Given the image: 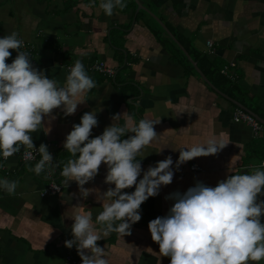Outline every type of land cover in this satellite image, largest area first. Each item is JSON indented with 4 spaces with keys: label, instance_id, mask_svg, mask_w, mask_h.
Masks as SVG:
<instances>
[{
    "label": "crops",
    "instance_id": "0c3cea01",
    "mask_svg": "<svg viewBox=\"0 0 264 264\" xmlns=\"http://www.w3.org/2000/svg\"><path fill=\"white\" fill-rule=\"evenodd\" d=\"M137 1L164 23L221 93L226 87L219 83L218 74L228 67L227 76L246 94L239 91L238 98L264 120V0ZM123 2L126 7H117L107 16L99 6L101 0H0V38L18 33V39L34 47V67L61 85L68 68L80 60L96 85L80 98L84 102L75 114L65 116L61 108L54 109L41 128L31 133L34 145L51 144L60 193L42 196L47 180L44 172L34 171L37 163L21 162L15 155L3 159L0 153V181L17 182L13 195L0 187V264H82L76 246H65L66 240L74 239V220L68 212L74 205L83 206L92 213L93 226L99 231L96 217L104 201L98 197L115 188L104 182L108 168L103 163L98 175L83 186L88 195L61 174L67 161L75 158L64 148L66 137L86 112H95L98 120L90 138L112 124L124 125L128 118L129 126L138 125L142 118L160 120L154 125L158 140L136 158L142 165L141 175L168 156L174 162L173 182L162 185L159 195L141 205V220L131 226L130 235L100 233L97 244L109 252V264H170L149 230V222L168 215L174 205L175 200L166 197L183 194L197 182L215 187L229 175L250 173L264 163V126L255 119L258 130L234 122L237 107L201 80L154 20L142 10L136 12L134 0ZM10 51L9 64L18 55ZM96 61L111 68L113 76L92 72L89 66ZM116 115L120 119L113 120ZM133 135L126 133L122 139ZM213 138L226 146L176 170L180 149ZM192 163L201 171H191Z\"/></svg>",
    "mask_w": 264,
    "mask_h": 264
},
{
    "label": "clouds",
    "instance_id": "9594fccd",
    "mask_svg": "<svg viewBox=\"0 0 264 264\" xmlns=\"http://www.w3.org/2000/svg\"><path fill=\"white\" fill-rule=\"evenodd\" d=\"M99 6L112 16L114 9H123L126 4L123 0H101ZM22 46L16 32L0 38V153L4 159L19 152L21 146L35 148L31 133L41 128L44 117H51L57 108L65 116L75 114L78 104L84 102L80 98L96 86L80 60L63 85L48 78L33 66L30 55L20 50ZM10 50L18 55L9 64L6 61L12 55ZM120 117L116 115L113 120ZM159 122L142 118L138 125L129 126L128 118L124 125L112 124L101 135L90 138L98 120L95 112H86L67 135L64 148L75 158L64 165L62 176L76 181L81 192L88 195L83 186L98 175L103 163L108 168L104 182L115 185L98 197L104 201L96 217L99 231L93 226L92 213L83 206L74 205L68 212L74 220V239L66 240L65 246H76L82 264H109V252L97 241L113 232L130 235L131 226L141 220V205L159 195L162 185L173 182L171 156L149 166L138 181L142 165L136 158L158 140L154 125ZM129 132L135 135L122 139ZM225 146L213 138L188 150L182 148L176 170L194 158L215 155ZM38 150L42 159L34 171L40 174L46 166L54 165L46 145L41 144ZM133 186L134 192H122ZM0 187L13 195L17 182L5 179L0 181ZM260 196H264V164L250 173L229 175L215 187L197 182L183 194L176 192L166 197L175 203L168 215L149 222L151 237L159 244L160 254L170 257V264H259L264 260V200Z\"/></svg>",
    "mask_w": 264,
    "mask_h": 264
},
{
    "label": "built area",
    "instance_id": "2783aa9c",
    "mask_svg": "<svg viewBox=\"0 0 264 264\" xmlns=\"http://www.w3.org/2000/svg\"><path fill=\"white\" fill-rule=\"evenodd\" d=\"M207 47L209 49H211L212 44L207 43ZM33 49H34L33 45L23 41V46L20 50L27 52L30 55V57L32 58L33 57ZM32 64L34 66L33 59H32ZM230 66L233 67L234 64H230ZM68 69L70 70L71 68H68ZM89 69L92 72H96L98 74H101V75L107 76V77H111L114 74L113 70L111 68H108L103 62L96 61L92 65L89 66ZM221 73L224 75H228V67H224L221 70ZM233 120H234V122H237V123L238 122H244L246 124H249L254 130H258L261 128L260 125L250 115L244 113L243 111H241L238 108L234 109ZM44 145L47 146L49 153L52 155L53 165H54L55 164V157H54V154L51 150V144L48 143V144H44ZM39 147H40V145H35V148L28 149L24 146H21L20 151L15 153L14 155L21 162L35 164V163H38L40 161V159H42V156L38 150ZM262 164H264V163L262 162ZM190 170L197 172V171H201V168L197 164L192 163L190 165ZM43 172H44L45 178L47 180V184H46L45 188L41 191V195L42 196L56 195V194L60 193V191L62 190V187L57 183L56 172L54 170V166H46V168ZM142 178H143V176L140 175V177H138V181H139V179H142ZM127 190L132 192L135 190V186L128 188ZM72 264H75V263L73 262Z\"/></svg>",
    "mask_w": 264,
    "mask_h": 264
},
{
    "label": "water",
    "instance_id": "95a60500",
    "mask_svg": "<svg viewBox=\"0 0 264 264\" xmlns=\"http://www.w3.org/2000/svg\"><path fill=\"white\" fill-rule=\"evenodd\" d=\"M135 4L137 5V10L144 11L154 22L161 28V30L168 36L171 41L177 46V48L181 51V53L184 55V57L187 59V61L190 63V65L193 67L194 71L198 74V76L201 78V80L214 92H216L220 97L224 98L234 106H236L238 109L243 111L244 113L250 115L253 119H255L259 124L264 126V120L258 117L255 113L251 112L247 108H245L243 105L239 104L238 102L230 99L228 96L224 95L220 91H218L210 82L207 80V78L202 74V72L197 67L196 63L191 59L189 54L185 51V49L178 43V41L173 37L172 33L168 30V28L164 25V23L151 11L146 9L144 6H142L137 0H134Z\"/></svg>",
    "mask_w": 264,
    "mask_h": 264
},
{
    "label": "trees",
    "instance_id": "16d2710c",
    "mask_svg": "<svg viewBox=\"0 0 264 264\" xmlns=\"http://www.w3.org/2000/svg\"><path fill=\"white\" fill-rule=\"evenodd\" d=\"M218 79H219V83L221 82L226 87V90L222 91L226 96H228L230 99L238 102L239 104L243 105L245 108L252 111L253 113H256V109L254 110L251 105L243 103L242 99L238 98L239 97L238 96L239 91H240L241 95L244 97H246V94L243 91H241V88L238 87V85L236 84L235 81H232L231 78H229V76L222 74L221 71H220V74H218ZM217 88L223 89L222 87H220V88L217 87Z\"/></svg>",
    "mask_w": 264,
    "mask_h": 264
}]
</instances>
